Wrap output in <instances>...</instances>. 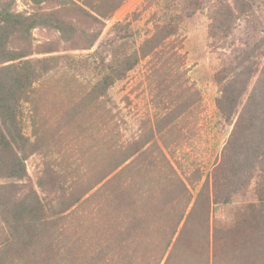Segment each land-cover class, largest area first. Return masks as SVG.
I'll return each instance as SVG.
<instances>
[{"label":"trees","instance_id":"obj_1","mask_svg":"<svg viewBox=\"0 0 264 264\" xmlns=\"http://www.w3.org/2000/svg\"><path fill=\"white\" fill-rule=\"evenodd\" d=\"M123 1L102 0L90 10L106 17ZM206 1L211 2L208 36L214 41L229 36L236 21L264 3ZM154 3L153 33L142 44L153 54L179 35L183 21L204 2ZM34 25V18L0 7V264H264V35L214 75L219 115L230 123L241 108L206 176L198 164L174 165L170 158L179 152L157 146L162 137L153 132L123 146L111 131L98 181L68 184L65 169L45 166L37 180L40 191L16 199L27 179L26 158L48 156L43 138L52 125L41 103L51 93L59 97L56 83L66 75L60 77L55 57L28 59L24 51L9 49L10 38ZM108 51L112 59L106 62L96 50L100 78L90 92L105 100L140 59L114 47ZM72 101L70 108L60 102L64 109L55 124L68 126L82 114L83 100ZM26 114L30 136L24 134ZM50 175L57 177L54 193L44 185ZM222 210L226 214L218 217Z\"/></svg>","mask_w":264,"mask_h":264},{"label":"rangeland","instance_id":"obj_2","mask_svg":"<svg viewBox=\"0 0 264 264\" xmlns=\"http://www.w3.org/2000/svg\"><path fill=\"white\" fill-rule=\"evenodd\" d=\"M155 1L124 0L114 12L99 17L90 8L97 7L102 0H0V7L35 21L27 33L9 39V49L24 51L28 59L55 57L54 66L60 77L66 72L56 83L62 91L57 93L59 97H53L50 91L47 95L51 93L52 99L41 103L48 110L43 115L48 116L52 125L48 137L43 138L48 156L39 152L26 158L27 179L19 184L16 199L31 190L40 191L37 180L45 166L55 172L65 169L68 184L98 181L111 145L107 144L111 131L116 136L113 140L123 146L139 135L153 132L162 137L157 146L179 152L170 158L174 165L198 164L203 176L219 160L241 106L230 123L219 115V88L214 75L231 66L239 50L254 37L264 35V3H259L244 20L236 21L229 36L214 41L208 36L211 2L203 0V7L183 21L179 35L153 54L150 47L142 44L153 33V11L158 10ZM158 1L164 4L170 0ZM105 10L102 7L101 13ZM119 25L127 30H120ZM113 47L126 54L136 53L140 59L122 80L109 88L105 100L100 94L90 95L100 78L96 68L100 60L95 53L98 50L109 62L112 58L108 50ZM81 100V115L76 114L68 126L55 124L64 109L60 102L70 108V101ZM27 118L26 114L24 134L30 136ZM39 135L42 137V131ZM56 182L55 175L46 178V190L54 193ZM225 214L222 210L217 216Z\"/></svg>","mask_w":264,"mask_h":264}]
</instances>
